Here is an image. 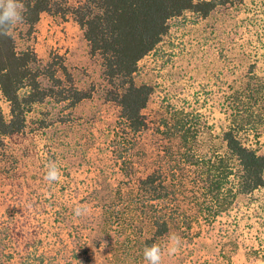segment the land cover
Segmentation results:
<instances>
[{
	"label": "rangeland",
	"instance_id": "374dc122",
	"mask_svg": "<svg viewBox=\"0 0 264 264\" xmlns=\"http://www.w3.org/2000/svg\"><path fill=\"white\" fill-rule=\"evenodd\" d=\"M170 27L158 48L139 63L136 81L153 92L144 111L147 130L127 146L129 154L122 141L114 144L120 107L110 101L102 62L90 56L73 17L43 15L30 38L22 25L14 27L20 50L32 48L43 67L62 56L74 85L91 92V98L73 109L46 101L28 115L23 134L6 140L0 165V256H12L14 264L53 258L47 240L59 238L57 228L69 213L76 221L74 208L94 209L99 195L110 196L117 188L128 193L153 171L167 173L163 152L177 141L165 140L160 131L174 123L175 112L184 111L201 131L195 149L202 156L230 123L232 93L252 77L264 78V0H232L208 19L188 13ZM0 105L8 117L9 104L1 97ZM260 144L264 152V138ZM120 153L125 162L117 163ZM49 162L61 172L52 183L44 179ZM179 169L178 200L189 209L192 223L175 233L182 237V248L176 255L165 254L163 264H264V187L209 223L196 216L202 182L187 166ZM28 256L30 262L17 261Z\"/></svg>",
	"mask_w": 264,
	"mask_h": 264
},
{
	"label": "trees",
	"instance_id": "16d2710c",
	"mask_svg": "<svg viewBox=\"0 0 264 264\" xmlns=\"http://www.w3.org/2000/svg\"><path fill=\"white\" fill-rule=\"evenodd\" d=\"M70 1L22 0L25 20L20 25L30 38L43 15L63 20L73 17L83 31L90 56L102 62L110 101L120 107L114 144L122 141L129 154L133 141L147 130L144 111L153 92L136 81L139 63L163 42L172 20L188 13L208 19L232 0H78L73 5ZM13 31L10 38L0 37V97L10 108L7 117L0 105V165L6 140L26 131L28 115L36 107L50 100L73 109L91 98V92L74 85L62 56L56 55L41 66L32 48H18ZM231 99L229 125L202 156L195 149L201 131L184 111L175 112L174 123H165L160 131L165 140L177 141L176 146L170 145L163 152L167 173L153 171L128 193L117 188L110 196L99 195V205L87 215L76 216V221L69 219L71 213L66 215L56 227L61 231L59 238L47 240L48 254L53 258L43 255L41 263L147 264L143 257L146 246L157 244L165 249L171 234L191 228L189 209L178 200L175 176L181 164L202 182L199 187L203 201L196 207V216L209 223L228 213L239 199L263 188L264 152L260 140L264 138V78L255 76L243 82ZM251 135L255 141L246 137ZM124 158L121 153L115 157L117 163L125 162ZM64 211L68 213V209ZM262 252L264 262V246ZM29 259L20 257L17 261ZM0 264H14L13 257L0 256Z\"/></svg>",
	"mask_w": 264,
	"mask_h": 264
},
{
	"label": "clouds",
	"instance_id": "9594fccd",
	"mask_svg": "<svg viewBox=\"0 0 264 264\" xmlns=\"http://www.w3.org/2000/svg\"><path fill=\"white\" fill-rule=\"evenodd\" d=\"M25 6L22 0H0V37H9L14 27L17 24L23 23ZM61 172L54 162H49L46 165L44 179L49 183L56 182L60 179ZM74 215L80 217L87 215L89 209L86 206H77L73 209ZM107 246L104 241L103 247ZM182 248V237L178 234H171L167 249H162L157 244L146 246L143 250V257L147 264H163V257L165 254L171 256L176 255Z\"/></svg>",
	"mask_w": 264,
	"mask_h": 264
}]
</instances>
